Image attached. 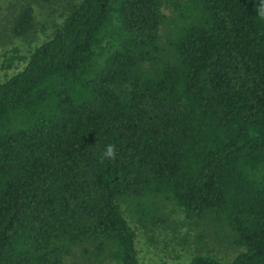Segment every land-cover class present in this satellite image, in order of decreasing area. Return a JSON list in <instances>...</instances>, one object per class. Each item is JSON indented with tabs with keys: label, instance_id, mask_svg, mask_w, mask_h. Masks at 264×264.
Returning a JSON list of instances; mask_svg holds the SVG:
<instances>
[{
	"label": "trees",
	"instance_id": "16d2710c",
	"mask_svg": "<svg viewBox=\"0 0 264 264\" xmlns=\"http://www.w3.org/2000/svg\"><path fill=\"white\" fill-rule=\"evenodd\" d=\"M61 10L0 80V264H139L167 204L195 230L186 264H264V0ZM32 15L21 5L11 32Z\"/></svg>",
	"mask_w": 264,
	"mask_h": 264
},
{
	"label": "rangeland",
	"instance_id": "374dc122",
	"mask_svg": "<svg viewBox=\"0 0 264 264\" xmlns=\"http://www.w3.org/2000/svg\"><path fill=\"white\" fill-rule=\"evenodd\" d=\"M63 0H0V80L19 68L24 56L39 42L44 40L52 31L55 23L61 20V4ZM28 4L32 9V23L23 33L15 35L11 32L12 17L20 9L21 5ZM171 204H167L164 212L168 213L171 228L161 226L149 227V231L139 233L136 238L135 248L139 264H186L189 258L199 248L195 239V230L180 226L179 221L183 215L179 210H172ZM136 230V222H129ZM205 233L201 245L220 259L229 258L235 252L233 246L217 245L213 239H209ZM217 248H225L217 250ZM202 250V251H203ZM76 261L85 263L79 257H69L66 263ZM115 264L112 260H103L101 263Z\"/></svg>",
	"mask_w": 264,
	"mask_h": 264
},
{
	"label": "clouds",
	"instance_id": "9594fccd",
	"mask_svg": "<svg viewBox=\"0 0 264 264\" xmlns=\"http://www.w3.org/2000/svg\"><path fill=\"white\" fill-rule=\"evenodd\" d=\"M261 18L264 19V12L261 13ZM115 158H116L115 145H107L106 150L103 152L101 156V162H103L104 159L115 160Z\"/></svg>",
	"mask_w": 264,
	"mask_h": 264
}]
</instances>
